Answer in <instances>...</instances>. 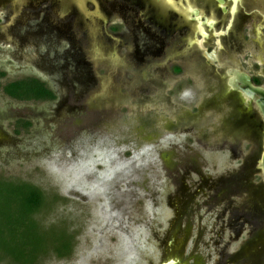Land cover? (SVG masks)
Wrapping results in <instances>:
<instances>
[{"label":"rangeland","instance_id":"374dc122","mask_svg":"<svg viewBox=\"0 0 264 264\" xmlns=\"http://www.w3.org/2000/svg\"><path fill=\"white\" fill-rule=\"evenodd\" d=\"M242 4L220 59L264 85V0ZM192 30L153 0H0V178L45 192L49 242L72 236L38 264H160L196 243L208 264H264V123L205 70ZM30 77L56 98L3 91ZM170 148L188 176L162 165Z\"/></svg>","mask_w":264,"mask_h":264},{"label":"trees","instance_id":"16d2710c","mask_svg":"<svg viewBox=\"0 0 264 264\" xmlns=\"http://www.w3.org/2000/svg\"><path fill=\"white\" fill-rule=\"evenodd\" d=\"M3 91L20 100L56 98L55 92L37 77L9 82L3 86ZM45 200V192L36 185L0 178V259L14 264H38L39 254L49 246L60 258L71 254L72 236L66 229L53 238L55 242H49L50 229L39 228L35 215Z\"/></svg>","mask_w":264,"mask_h":264},{"label":"flooded vegetation","instance_id":"af4514ba","mask_svg":"<svg viewBox=\"0 0 264 264\" xmlns=\"http://www.w3.org/2000/svg\"><path fill=\"white\" fill-rule=\"evenodd\" d=\"M153 1H155L157 5L159 4L162 7V9L164 8L166 10L167 8V11L176 12V14L183 17V19L187 22V24L193 29L191 41L194 42L195 45L199 47L198 49H201L202 59L205 60V63L203 65L205 67V70L206 68H208V71H210L213 68L215 71L220 72L221 78L223 80V83H221L223 87V91L226 92L228 96H230L229 97L230 99L232 98L231 103H236L238 99L240 101V104H244V105L246 104L242 93L238 90L231 89L228 84V78L230 76L229 71H232L231 67L247 73L251 77L252 82L255 85H260L264 87V85L261 84L258 75L251 74L246 69L242 68L240 65H236L231 60H225V59L221 60L219 55V50L223 45L222 37L227 36L230 33V30L234 24L235 15L236 13H238L239 8L243 7L242 4L243 0H205L204 3L202 4L207 5V7L214 6L213 10L211 9L213 11L212 15L209 16L204 13L205 11H203L200 4L196 3V0L194 1L193 0H153ZM215 9H219L220 12L223 13L224 15H229L228 21L222 28H218L217 20L216 17L214 16ZM253 11L258 12V9L251 10V12ZM247 13L249 14V12ZM262 16L264 22V14ZM208 42H211L213 47H209L205 45V43ZM206 49L208 52L215 50L216 55L218 57V62L222 66L217 67L207 58L205 54ZM231 95L235 96L236 101H234L233 99L234 97ZM252 104L256 106L254 101L250 100L249 105L247 107L248 108L252 107ZM166 151H168V154L165 155L162 154L161 160H162V165L164 166L167 172H169V170L176 173L180 171L184 174V176H188V174L191 171H193L192 168H195L193 166L185 165V163L179 159L178 153L176 152L175 149L170 148L169 150ZM180 167L182 170H180ZM205 232L206 229H202L198 231V233L202 235ZM177 234L179 235V233ZM172 241L176 243V238L175 239L172 238ZM164 242H166V238L164 239ZM197 249L200 251L198 244L196 243L195 247L194 245H192V250L188 254L181 255V257L180 256L169 257L167 258V260L161 262L160 264H165L166 262L171 260L174 261L173 264H208L207 262L209 261L208 260L209 257L205 258L202 255V253L200 252L198 253ZM227 249L225 247L222 250L223 251L222 253L225 254L227 252ZM229 253H230L229 257H232L233 256L232 252ZM226 259L227 257H225L224 260H220L218 258L215 261H213V263L210 264H224L226 263Z\"/></svg>","mask_w":264,"mask_h":264},{"label":"water","instance_id":"95a60500","mask_svg":"<svg viewBox=\"0 0 264 264\" xmlns=\"http://www.w3.org/2000/svg\"><path fill=\"white\" fill-rule=\"evenodd\" d=\"M205 54L207 58L217 67L222 66L218 62V57L216 55L215 50L208 52L206 49ZM231 69L232 71H229L230 76L228 78V84L230 88L234 90H238L242 93L245 99L246 106L249 105L250 100H253L257 108L259 109L262 120L264 122V87L260 85H255L252 82L251 77L247 73L241 70H238L236 68H233V67H231ZM257 166L262 172V178L264 181V135H263L262 152L260 155V159L257 163ZM173 263L174 261L171 260V261L166 262L165 264H173Z\"/></svg>","mask_w":264,"mask_h":264}]
</instances>
